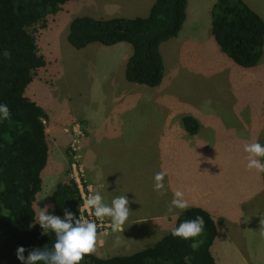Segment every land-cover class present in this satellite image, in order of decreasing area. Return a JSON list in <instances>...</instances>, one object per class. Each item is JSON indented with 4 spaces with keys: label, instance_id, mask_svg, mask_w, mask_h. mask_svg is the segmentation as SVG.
<instances>
[{
    "label": "rangeland",
    "instance_id": "rangeland-1",
    "mask_svg": "<svg viewBox=\"0 0 264 264\" xmlns=\"http://www.w3.org/2000/svg\"><path fill=\"white\" fill-rule=\"evenodd\" d=\"M111 1L114 0H70L61 11L48 17L45 28L38 30L37 44L46 65L36 71L25 91L48 116V161L34 201L36 218L46 206V214L55 215L51 194L59 182L74 176L72 164L79 162L82 181L93 187L94 194H100L105 204L111 205L112 199L121 195L129 200L130 214L121 230L97 231L95 255H127L158 241L162 233L169 232L177 213L183 211L163 210V206L169 207L174 192L181 190L188 208L205 207L214 215L222 212L226 217L227 225H218L213 248L217 263L264 264V236L260 234L264 173L246 168L244 151L248 143L264 146V123L252 126L250 121L243 122L244 116L251 120L252 113L240 112L241 108L264 110V54L254 68L237 65L216 44L211 25L204 27V19L201 40L197 38L194 49H189L188 44L179 49L162 48L166 75L154 92V88L129 83L124 78L125 65L119 52L128 43L95 42L76 49L67 39L74 17L97 15L93 11L106 7L115 9L109 6ZM130 1L136 3L131 4L130 14L139 13L138 0ZM118 4L116 1L114 5ZM114 11L105 15H121ZM156 93L158 98L149 95ZM153 108L166 109L171 118L199 116L200 132L189 135L180 123L164 128L154 123L142 131L133 130L134 122L142 117L140 109ZM141 113L144 115L143 110ZM146 117L155 118L152 114ZM84 140L101 161L97 170L85 168L84 161L90 162V156L83 150V160ZM156 156L164 158L158 169L151 164L156 162ZM259 159L264 162V158ZM108 160L110 163H106ZM100 164L108 170L98 169ZM161 166L167 170L164 202L154 190V174L161 171ZM84 193L86 197L92 195L87 189ZM158 203L161 205L156 208ZM167 214L171 218L165 217ZM138 218L141 219L132 221ZM157 225L154 236L143 237L144 231ZM222 232L227 238L225 243L218 241Z\"/></svg>",
    "mask_w": 264,
    "mask_h": 264
},
{
    "label": "trees",
    "instance_id": "trees-1",
    "mask_svg": "<svg viewBox=\"0 0 264 264\" xmlns=\"http://www.w3.org/2000/svg\"><path fill=\"white\" fill-rule=\"evenodd\" d=\"M69 1L0 0V105L6 104L10 110L8 119L0 116V264H22L16 254L18 247L26 249L27 257L33 249L52 250L56 240L51 230L43 234L34 208L48 161V116L25 91L36 71L46 65L37 44L38 30ZM187 4L188 0H155L143 17L77 16L69 24L67 39L76 49L95 42L130 44L133 52L126 62L125 79L156 87L164 76L160 45L179 34ZM210 16L211 32L221 50L243 68L256 67L264 51L261 16L244 0H216ZM182 122L189 134L198 133L197 119L187 115ZM51 202L55 215L63 218L67 209L81 219L82 196L74 178L56 185ZM197 216L204 219L197 237L186 240L170 230L153 245L131 254L101 258L92 253L79 264H218L211 252L217 225L207 210L187 208L178 214L173 227ZM194 242L199 243L196 250L190 247Z\"/></svg>",
    "mask_w": 264,
    "mask_h": 264
},
{
    "label": "clouds",
    "instance_id": "clouds-1",
    "mask_svg": "<svg viewBox=\"0 0 264 264\" xmlns=\"http://www.w3.org/2000/svg\"><path fill=\"white\" fill-rule=\"evenodd\" d=\"M0 116L3 119L10 117V110L6 104L0 105ZM244 151L247 153L246 168L255 170L257 173H264V162L259 159L264 158V146L259 142L248 143L244 145ZM166 175L167 170H161L154 176V190L160 195L164 194L163 181ZM84 204L87 208L94 209L92 214L96 218L110 217L114 231L122 229L130 214L129 200L126 195L113 198L111 205H108L103 202L102 196L97 193L87 197ZM48 207L46 206L38 213L37 222L44 230L43 234H47L48 230L55 233L56 240L53 249H33L25 257L26 249L20 246L17 248L16 254L22 264H37L40 261H43L44 264H79L86 255H91L96 251L97 225L95 222L82 221L80 218L75 219V216L68 212L67 209H65L63 218L53 214H46ZM188 207L189 203L184 198V192L176 190L168 211L172 212L174 208L185 210ZM260 224V234L264 236V218H261ZM203 226V217L197 216L194 220H186L180 223L178 227H173L171 233L173 236L187 240L199 236L203 231ZM190 247L196 250L199 247V243L194 242Z\"/></svg>",
    "mask_w": 264,
    "mask_h": 264
},
{
    "label": "crops",
    "instance_id": "crops-1",
    "mask_svg": "<svg viewBox=\"0 0 264 264\" xmlns=\"http://www.w3.org/2000/svg\"><path fill=\"white\" fill-rule=\"evenodd\" d=\"M116 1L119 2L120 4L114 5L116 3ZM154 1L155 0H138V2L140 4V11H138L139 13L136 12V13L130 14V10L133 7L131 4H136L135 2H131L130 0H114V1L110 2L109 6H113V7H115V9H111L109 7H106L102 11H99V12L98 11H93L94 14H97V15H92V16H94L95 18H112V17H117V16L129 14L127 17H136V16H142L143 17V16H147L148 15V13H149ZM215 1L216 0H188L187 9H186L187 17H186V20H185V22H184L179 34L176 37L171 38V39H174V40H170L169 39L170 42L164 41L165 42V43L163 42L164 44L161 43L160 51H162L163 47L166 48V49L167 48H176V49L183 48L185 46L183 44H188L186 46H189V49H194V47L196 46V43L198 42L197 38L198 37L200 38V36L202 34L201 30H202L203 20L205 19L204 27H206V25H207V28H208L209 23L211 25L210 13H211V8H212L213 4L215 3ZM244 1L255 12H257L261 16V18L264 20V6H262L264 4V0H244ZM112 10H115L114 12H116L117 14H121V15H115V16H112V17H108L107 15H105L106 13L111 12ZM123 17H126V16H123ZM210 33L212 34L211 28H210ZM200 40H201V38H200ZM214 41H215V39H214ZM130 46H131L130 44H125L124 46H122L123 49L119 52V55H121L122 58H123V61H121V62H123V65H125V66H126V62H127L128 58L130 57V55L133 52V48L131 49L132 46L131 47ZM190 51H192V50H190ZM263 54H264V51H263ZM163 64H164V62H163ZM122 69H123V67H121V75H122ZM124 72H125V69H124ZM165 75H166V73H165V67H164L163 79H164ZM241 76H242V74L239 75V77H241ZM124 78H125V75H124ZM138 85H140V84H138ZM161 85H162V83L160 84V86ZM158 86H156V87H158ZM156 87H151V88L156 89V90H154V92L158 91V88H156ZM149 95H150L151 98H158V94L157 93L156 94H149ZM142 110L144 111V115H142V113H141ZM240 112L244 113V115L252 113V115H250L252 117V119L251 120H246V118L244 116L243 122L250 121L252 126H257V125H259L261 123H264V118L262 117V115L264 113L263 109H257V108L243 109V108H241ZM149 114L154 115L155 118L146 117V115H149ZM139 115H141L142 117L138 121L134 122V124L132 125V129L133 130L137 128V130L142 131L143 128H147L148 125L154 124V123L160 124L161 126L159 128H164L166 125H178L179 123L181 125H183L182 119H183L184 116H187V115H182L181 117L171 118V117H169V113L167 112V110L164 109V108H158V109H154L153 108V109H150V110H148V109H140ZM191 116L194 117L195 119H197V121L199 122V126H200L201 125V123H200L201 118L199 116L195 115V114L191 115ZM183 127H184V125H183ZM200 129H201V126L199 128L198 133L200 132ZM184 130L186 131V133H188L187 130L185 129V127H184ZM189 135H192V134H189ZM194 135H196V134H194ZM89 147H90L91 150H89ZM81 149H82L83 160H84L83 150H84V153H88L89 156H90V162L87 159H85V161H84L85 162V168L88 169L90 167V168H93V169L97 170V168H96L97 164L101 163V161H99V159L97 158V155H96V152H95L94 148L90 144H88V142L86 140H84L82 142V144H81ZM163 159L164 158H162V157L158 159L157 156H156V162L155 163H151V164H153L154 166L156 165L157 169H158V167H159V165H161V161ZM106 163H110V160H108ZM102 166L103 165L100 164L98 169H100L101 171L108 170L107 167L104 168V169L101 168ZM145 167H146L145 171L147 172V165L146 164H145ZM161 170H163V166H161ZM110 171H113V170H110ZM156 171L158 172V170H156ZM147 178L150 179L151 176H149ZM164 180L165 181H163V183H164V189H165L167 187V183H166L167 180L165 179V177H164ZM86 187H87V190L91 191L92 195H94L95 191H94L93 187L91 188V186L88 185V184L86 185ZM157 194H158V192H157ZM158 195H160V194H158ZM160 196L163 197L162 200L164 202V196L163 195H160ZM131 200H134V198H132ZM162 200L160 201L161 204L163 203ZM156 201H158V200H156ZM159 203L157 204L156 208H158L161 205ZM168 208L166 206H163V210L164 211H168ZM141 210H144V209L140 208V211ZM205 210H207L213 216V218H214V220L216 222V225H217V236H218V228H219L218 225L219 226L220 225L221 226L227 225L226 217L224 216V214L222 212L219 213V214L217 213V214L214 215L211 210H209L207 208H205ZM147 212L148 211H146L145 213H147ZM252 212H254V211H252ZM178 214L179 213H177V215L175 216V219L178 216ZM165 217L171 218V216L169 214L165 215ZM104 218L111 222V218L110 217H104ZM144 218H146V217H144ZM140 219L141 218H138V219H135V220L132 219V221L134 222V221H137V220H140ZM167 221H168V223L170 222L169 219ZM174 222H175V220H174ZM174 222L172 223V225H170L171 227H169L170 228L169 231L173 227ZM217 222H218V224H217ZM124 226L125 225H123L122 228ZM157 231H158V225L155 226L154 228L150 229L149 231H144V233L142 235H143L144 238H147V237H149L151 235L154 236ZM162 234L165 235L167 233H162ZM158 236H160V235H158ZM217 236H216V238H217ZM226 240H227V238H226V236H224V232H222V234L220 233L218 241H220L221 243H225ZM215 241H216V239H215ZM215 241H214L213 245L211 246V252H212L213 255H214L213 248H214ZM137 242H139V241H137ZM123 245H126V244H123ZM119 247H121V246H119ZM119 247H117V248H119ZM218 264H220V263H218Z\"/></svg>",
    "mask_w": 264,
    "mask_h": 264
},
{
    "label": "built area",
    "instance_id": "built-area-1",
    "mask_svg": "<svg viewBox=\"0 0 264 264\" xmlns=\"http://www.w3.org/2000/svg\"><path fill=\"white\" fill-rule=\"evenodd\" d=\"M72 166L74 167L73 170L75 171L74 176H72V178H74L77 183L78 186L80 188V192H81V196H82V206H81V220H87V221H92L95 222L97 225V231L100 232H108L111 228H112V223L109 221H105V219L103 218H96L92 213H94V209H89L85 206L84 201L87 199V197H89L90 195H88L86 197L85 195V189H87V187H84L85 184V180L82 181V175L84 176V174H82L83 169L82 166L80 165V163H75L73 162ZM78 173V174H77Z\"/></svg>",
    "mask_w": 264,
    "mask_h": 264
}]
</instances>
